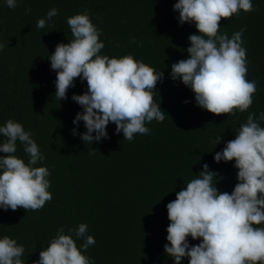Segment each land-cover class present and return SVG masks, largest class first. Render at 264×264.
I'll use <instances>...</instances> for the list:
<instances>
[{
	"label": "trees",
	"instance_id": "1",
	"mask_svg": "<svg viewBox=\"0 0 264 264\" xmlns=\"http://www.w3.org/2000/svg\"><path fill=\"white\" fill-rule=\"evenodd\" d=\"M177 0H17L15 9L0 0V126L15 120L32 133L46 159L53 199L37 211L18 208L0 209V238L7 235L25 248L22 259L33 264L57 230L76 229L87 224L95 244L83 253L94 264H174L164 252L169 243L170 223L166 205L175 193L186 187L208 164L220 179L216 187L231 193L237 184L235 161H214L226 142L235 138L249 113L264 111V0H251L256 11L222 18L220 32L231 38L245 28L247 75L257 82L253 104L245 112L215 115L196 105L194 93L180 80L170 79L171 65L189 58L188 37L198 34L195 24H180L173 10ZM31 12L27 13L26 9ZM58 15L44 29L38 19L50 9ZM87 10L91 21L103 35L102 55L120 58L132 55L156 71L163 81L156 85L154 101L166 114L163 122L145 126L150 134H136L124 140L115 133V124L107 126L108 139L86 143L80 133L84 122L73 120L80 105L73 94L87 91V82L75 78L66 100H58L56 72L48 59L58 43L72 39L67 18ZM135 38L136 43L131 39ZM189 103H185V101ZM264 127V121H259ZM77 135H72V130ZM221 136V143L212 142ZM0 136V143L5 142ZM6 155L0 153V156ZM15 155L27 163L29 157L17 141ZM79 247L83 241L77 239ZM190 245L199 240L187 238ZM202 239V238H201ZM185 257L181 264H188Z\"/></svg>",
	"mask_w": 264,
	"mask_h": 264
},
{
	"label": "clouds",
	"instance_id": "2",
	"mask_svg": "<svg viewBox=\"0 0 264 264\" xmlns=\"http://www.w3.org/2000/svg\"><path fill=\"white\" fill-rule=\"evenodd\" d=\"M6 4L12 9L18 6L17 0H6ZM173 10L179 14L180 24L194 23L198 34L188 37L189 58L171 65L170 79L190 88L196 105L212 114L236 116V110L247 111L253 104L257 82L246 79L247 50L242 39L246 29L241 28L229 38L220 32V22L239 15L241 10L256 11L251 0H177ZM57 15L58 9H50L45 18L38 19L37 29H44ZM67 25L72 39L58 43L48 59L56 72L54 95L59 101L68 99L67 91L75 86V78L87 82V91L72 96L83 109L73 120L74 125L84 122L86 131L79 134L80 139L85 144L108 139L110 122L116 126L115 133L122 132L129 142L136 134H150L151 129L145 125L163 122L167 114L154 101L163 71L132 55H102L103 33L92 23L87 10L68 17ZM131 42L136 43L135 38ZM4 46L0 43V50ZM259 121H264V111L258 117L249 113L235 138L214 156L217 163L235 161L238 182L231 193L218 190L219 174L205 163L196 178L166 205L170 223L164 252L174 264H181L185 257L189 258L188 264H264V127ZM77 134L73 129L72 135ZM0 136L6 138L0 143V153L6 154L0 156V209H42L53 199L48 191L49 168L36 166L46 157L32 133L15 120L0 126ZM17 141L29 157L27 163L15 155ZM212 142L215 146L221 143V136ZM87 227L81 223L76 229H68V234L59 228L33 264H94L83 254L96 242ZM73 233L83 241L79 247ZM189 236L193 240L202 238V242L190 245ZM24 252V246L15 239L7 235L0 238V264H25Z\"/></svg>",
	"mask_w": 264,
	"mask_h": 264
},
{
	"label": "flooded vegetation",
	"instance_id": "3",
	"mask_svg": "<svg viewBox=\"0 0 264 264\" xmlns=\"http://www.w3.org/2000/svg\"><path fill=\"white\" fill-rule=\"evenodd\" d=\"M255 227V226H254ZM199 240V242L197 243V244H199V243H201L202 242V239H198Z\"/></svg>",
	"mask_w": 264,
	"mask_h": 264
}]
</instances>
